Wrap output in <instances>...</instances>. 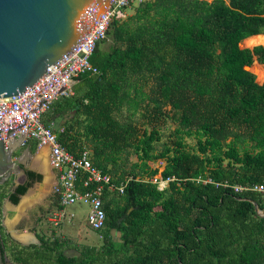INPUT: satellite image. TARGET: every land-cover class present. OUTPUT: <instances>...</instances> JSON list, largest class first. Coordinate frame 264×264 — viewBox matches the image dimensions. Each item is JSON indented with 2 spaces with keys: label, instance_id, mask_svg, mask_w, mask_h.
Here are the masks:
<instances>
[{
  "label": "trees",
  "instance_id": "trees-1",
  "mask_svg": "<svg viewBox=\"0 0 264 264\" xmlns=\"http://www.w3.org/2000/svg\"><path fill=\"white\" fill-rule=\"evenodd\" d=\"M256 34H264V0H145L125 19L110 21L108 49L97 42L89 56L98 72L81 74L70 95L50 104L55 112L71 109L83 116L79 136L94 167L113 182L122 180L118 171L131 176L120 195L103 202L104 225L113 228L118 220L124 230L117 247L125 252L110 264H264L257 196L191 180L264 181V80L245 68L252 58L264 64V45L240 46ZM124 105L153 120L170 112L174 138L154 154L155 130L114 118ZM67 130L54 131L57 140L72 153L85 148ZM182 135L195 139V151L185 148ZM128 148L136 162L123 171ZM157 158L165 163L161 178H170L161 190L142 178L157 172L147 165ZM26 176L8 200L15 202L40 179L29 170ZM37 239L39 246L11 243L8 258L14 264H87L82 252L64 262L54 242Z\"/></svg>",
  "mask_w": 264,
  "mask_h": 264
},
{
  "label": "built area",
  "instance_id": "built-area-1",
  "mask_svg": "<svg viewBox=\"0 0 264 264\" xmlns=\"http://www.w3.org/2000/svg\"><path fill=\"white\" fill-rule=\"evenodd\" d=\"M143 1L145 0H109L103 12L95 17L94 22L80 36L68 54L55 60L52 65H47L43 73L19 94L0 97V141L4 149L15 141H18V144L10 150L11 156L18 147H25L29 155L40 147H46L47 162L52 172L50 202H56L61 206L59 216L64 215L65 206L82 202L87 208L85 225L92 231H97L104 225L103 197L120 195L131 176L113 182L108 173L101 172L91 164L89 149L82 148L75 153L68 151L57 140L51 123L44 124L43 114L58 97L72 93L71 85L78 76L94 75L98 72L89 62V56L96 43L105 38L111 20L125 19L129 14L127 8L135 7ZM30 146L34 147L32 152L29 151ZM159 172L143 180L161 190L170 178L162 179ZM191 180L229 187L235 193L253 192L259 204H264V181L229 184L227 181L218 183L209 177L201 176ZM262 210L264 211V207ZM254 211L257 215L262 214L257 203ZM1 215L0 212V217Z\"/></svg>",
  "mask_w": 264,
  "mask_h": 264
},
{
  "label": "rangeland",
  "instance_id": "rangeland-1",
  "mask_svg": "<svg viewBox=\"0 0 264 264\" xmlns=\"http://www.w3.org/2000/svg\"><path fill=\"white\" fill-rule=\"evenodd\" d=\"M135 7L127 8L126 11L129 13L128 15L133 13ZM261 35L264 34L243 39L240 42V46L251 48L256 44H264V36ZM97 45L100 50L106 51L110 45V40L105 38L99 41ZM252 61L253 58L250 61V64L245 65V68L254 74L258 82H261L260 78L261 75L264 74V65L257 64V66L254 65ZM252 65L254 66L252 67ZM149 85L150 80L143 84V89L146 90ZM142 104H145V101H143ZM168 108L169 106H166L164 110H168ZM142 111L140 109L132 111L131 108L124 105L121 107L119 112L114 113V118L121 122L129 121L136 125L139 130H155L158 134V139L152 144L153 153L157 154L174 138L175 120L170 116V112H167L166 115H162L158 119L153 120L147 118L146 115L142 116ZM43 119L47 123H51V128L55 132H62L63 130L68 129L66 133L71 137L78 138L81 142V147H85L83 145L84 142L82 138L79 136L82 131V115H75L71 109L55 112L52 108L43 114ZM182 141L185 143V148L188 151H195V139L192 136L182 135ZM127 150L128 152L123 154V160L121 162V164H123V171L130 170L132 164L136 162V157L132 152V148H128ZM11 157L13 159L17 158L20 160L21 164L18 165L20 170L30 165L33 154L30 153L29 155L26 153L25 147H18L13 152ZM34 163L36 167L41 168L42 165V167H44V174H40V179L38 180L41 181L42 184L37 185V181H34L23 196L15 202L7 201L6 199L7 194L11 191L14 184L22 182L21 172L19 170H14L15 164H13L10 169L9 176L4 180L0 177V193L3 194V197L0 200V210L3 209L5 212H8L7 214L4 213L6 214L5 218L2 217V215L0 217L1 231L9 239H5L0 234V240L1 242L3 240L2 243L5 247V250L2 253L3 256L8 261L12 262L8 258L11 243L22 245L19 240L11 238L8 231L9 226L14 229L15 235L23 239H29L30 235H32L34 238L31 239L32 237H30L29 242H34H31L30 244L39 246L40 241L37 237L47 243L54 242V250L56 252H60V256L63 258L64 262H72L81 252L83 253L82 259H85L87 264H110L117 256L123 255L125 252L124 248L118 250L117 247V244L121 243L124 234V230H119L117 227L119 221H116V225L113 228H108L105 224L97 231L89 230L84 221L85 211L87 208L82 202H76L65 206L64 215L59 216L58 211L61 209V206H59L56 202H50L51 196L49 194L52 183V172L50 171L47 157H44L43 154H39L35 158ZM147 165L150 168H156L157 171H161L165 163L162 158H157L147 161ZM136 170L137 168H132V172H137ZM127 176H129V174H120L119 171L116 174V177L121 178ZM146 177L147 176L143 175L142 178L144 179ZM110 197L113 196H104V200ZM17 202L18 204H16ZM263 207L264 204L260 207L262 214H258V216H264V211L262 210ZM24 209L26 210L24 214L21 215V212ZM154 209H157V207ZM68 214H71V216ZM17 217L19 218L16 219ZM183 222L185 224H189L190 220L189 218H186ZM203 236V232L199 233V237ZM108 251L111 254H108ZM126 251L130 252V249Z\"/></svg>",
  "mask_w": 264,
  "mask_h": 264
},
{
  "label": "water",
  "instance_id": "water-1",
  "mask_svg": "<svg viewBox=\"0 0 264 264\" xmlns=\"http://www.w3.org/2000/svg\"><path fill=\"white\" fill-rule=\"evenodd\" d=\"M108 3L109 0H0V97L19 94L47 65L68 54ZM17 144L18 141L12 142L4 149L0 141L2 180L9 176L13 164L14 170H19L20 160L10 154ZM39 154L47 157V148L40 147L33 153L30 165L19 170L24 178L27 170L44 174V167L34 165ZM36 184L42 183L37 181ZM253 206L256 203L253 202ZM8 231L15 240L11 230ZM0 264H14L3 256L1 248Z\"/></svg>",
  "mask_w": 264,
  "mask_h": 264
},
{
  "label": "crops",
  "instance_id": "crops-1",
  "mask_svg": "<svg viewBox=\"0 0 264 264\" xmlns=\"http://www.w3.org/2000/svg\"><path fill=\"white\" fill-rule=\"evenodd\" d=\"M256 35H260V34H256ZM256 35H252V36H256ZM249 37H251V36H249ZM249 37H247V38H249ZM246 39V38H245ZM264 45V44H263ZM254 64H259V63H257L256 61L255 62H253ZM259 65H264V64H259ZM253 66V65H252ZM258 66V65H257ZM261 67V66H260ZM260 69V68H259ZM261 74V73H260ZM256 78V77H255ZM261 82L264 80V74L263 75H261ZM79 81H78V78H76L74 81H73V83H72V85H71V90L76 86V84L78 83ZM3 206V205H2ZM27 209V208H26ZM26 209H24L22 212H21V215H23L24 214V212H25V210ZM0 211H2L1 212V214H2V217H4L5 218V216H6V214L8 213V212H5L3 209H1ZM4 213H6V214H4ZM21 217V216H20ZM19 217H17L16 219H18ZM9 228V230L10 229H13L11 226H9L8 227ZM14 230V229H13ZM27 236V235H26ZM30 237H32V235H30ZM30 237H29V239H26V240H22L23 242H29V240H30ZM34 237H32L31 239H33ZM31 242H33V241H31Z\"/></svg>",
  "mask_w": 264,
  "mask_h": 264
},
{
  "label": "bare ground",
  "instance_id": "bare-ground-1",
  "mask_svg": "<svg viewBox=\"0 0 264 264\" xmlns=\"http://www.w3.org/2000/svg\"><path fill=\"white\" fill-rule=\"evenodd\" d=\"M249 69V68H248ZM43 166V165H42ZM41 166V167H42ZM37 168H39V167H37ZM19 202V201H18ZM18 202L16 203V204H18ZM11 230V233H12V236L15 238V239H17V240H19V241H21V242H23L22 240H26V239H23V238H21V237H19V236H17V235H15L14 234V230L13 229H10ZM34 242V241H33ZM24 243V242H23ZM27 243H30V242H27Z\"/></svg>",
  "mask_w": 264,
  "mask_h": 264
},
{
  "label": "flooded vegetation",
  "instance_id": "flooded-vegetation-1",
  "mask_svg": "<svg viewBox=\"0 0 264 264\" xmlns=\"http://www.w3.org/2000/svg\"><path fill=\"white\" fill-rule=\"evenodd\" d=\"M18 167H19V166H18ZM19 168H20V167H19ZM35 173H36V172H35ZM38 174H39V173H38ZM21 181H22V182H21V183H18V184H24V183H26V182L28 181L27 176H26V178H24L23 175H22V180H21ZM33 182H34V181H33ZM33 182H32V183H33ZM32 183H31V184H32ZM11 190H12V189H11Z\"/></svg>",
  "mask_w": 264,
  "mask_h": 264
}]
</instances>
